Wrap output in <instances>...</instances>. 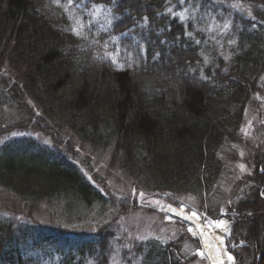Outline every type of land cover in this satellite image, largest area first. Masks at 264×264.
I'll use <instances>...</instances> for the list:
<instances>
[{
  "label": "trees",
  "instance_id": "obj_1",
  "mask_svg": "<svg viewBox=\"0 0 264 264\" xmlns=\"http://www.w3.org/2000/svg\"><path fill=\"white\" fill-rule=\"evenodd\" d=\"M198 3L77 0L66 13L52 0H0V135L30 126L53 143L29 133L0 145V264H111L106 230L133 204L89 177V153L136 191L225 219L237 264H264V141L231 199L218 198L231 171L223 154L243 143L264 90V0ZM92 4L107 7L93 15ZM73 17L92 23L87 39L68 30ZM225 18L218 35L212 24ZM116 51L121 66L98 59ZM184 239L136 244L138 264H188L198 257L184 261Z\"/></svg>",
  "mask_w": 264,
  "mask_h": 264
},
{
  "label": "rangeland",
  "instance_id": "obj_2",
  "mask_svg": "<svg viewBox=\"0 0 264 264\" xmlns=\"http://www.w3.org/2000/svg\"><path fill=\"white\" fill-rule=\"evenodd\" d=\"M199 1L200 0H185L184 3L189 5L194 3L193 9H196L199 6ZM64 2H66V0H62V3ZM52 5L58 6L53 0ZM233 8L237 9L236 11L238 13H243L244 11L241 6ZM70 12L69 9L68 13ZM233 12L235 11L233 10ZM224 22L225 23L218 21L212 24V30L217 31L218 35L224 34L228 28H225V25H228V19L225 18ZM12 70L14 69L5 65L3 67L2 76L6 80L10 77L13 78L14 72ZM36 111L40 114L38 109H36ZM5 112L10 115L9 118L20 116L19 110H17L16 107L14 109L6 107ZM29 133L32 134L37 141L53 146L51 137L34 130L30 126H27V130L17 128L0 135V145L7 140ZM240 135L243 139V143L239 147H234L231 150L226 149V152L223 154L225 158L227 157L231 170L220 183L218 198L221 199L223 204H225L226 200L229 198V194L232 192L231 188L239 189L238 183L240 178L250 172L257 149L264 141V90L256 95L255 99L248 106L245 122L241 128ZM87 152L89 153V151ZM89 155L90 158H86L81 164L85 169V166L92 163L88 166L89 173H87L89 177L91 178L96 173L100 185L107 186L118 199H123L126 203L133 204V206H129L126 213L118 215L117 219L113 221L112 225L106 230L109 240L107 245L109 249L108 257L111 264H138L134 249L136 244L150 239H158L160 242L167 243L176 240L181 237V235H185V239L182 243V252L186 257L184 261L196 255L198 258L193 261L190 260L191 262L189 261L188 264H209L206 257H201L196 254L197 251H200L202 248V240L198 233L195 232L196 234L193 235V230L189 232L188 228H190V226L188 223L174 216L171 211H160V206L155 204L154 201H159L160 205H171L172 208L183 209L189 215H191L192 212H196L199 217L198 220L203 224H207L206 221L209 219L207 214L199 212L195 208H192L193 206L181 202L178 198L173 197V195L169 193H146L145 191L137 190V195H133V189H135V187L132 182L128 180L121 171L114 169L110 165L107 156L99 157L91 153H89ZM241 166H243V168H241ZM241 187L243 188V186ZM141 191L147 194L144 198H140L138 195ZM241 194L242 191L240 190L234 198L239 199ZM177 200L181 203L177 202ZM2 201L3 194L0 191V202ZM181 205H183V207H181ZM167 217H171V219ZM38 218L45 223L52 220L48 212L39 213ZM226 227H228V224ZM187 233L189 236H187ZM196 240L199 241L198 246H196ZM225 245L228 246V250L233 254L228 236L225 237ZM233 256L235 257V264H237L235 254H233Z\"/></svg>",
  "mask_w": 264,
  "mask_h": 264
},
{
  "label": "snow or ice",
  "instance_id": "obj_3",
  "mask_svg": "<svg viewBox=\"0 0 264 264\" xmlns=\"http://www.w3.org/2000/svg\"><path fill=\"white\" fill-rule=\"evenodd\" d=\"M53 2L60 6L63 7L65 12L67 13L69 11L70 8L73 7L74 4L77 3V0H66V2L62 3V0H53ZM179 2L181 4H183L185 2V0H179ZM234 7H240L239 4L233 5ZM107 7V5L105 4H92V9L93 11V15H95V12L103 10ZM110 11V9H109ZM169 12H171V9H169ZM179 15V14H178ZM249 15H251V13H249ZM76 20V23L73 26H70V28L68 29L73 35L79 37V38H83V39H87V33L85 31L86 28H90L92 26L91 22H86L84 21L82 18H76L73 17ZM180 20H185L187 19V17H185L184 15H179ZM147 17H144V20L147 21ZM228 25H225V28H227ZM189 36L192 35L191 32L188 33ZM110 39H112L110 37ZM94 43H99V40H94ZM231 42V41H230ZM197 43H199V41H197ZM104 48H107L108 45L107 43H105L103 45ZM119 52H105L104 55L102 57H98V59H108L111 64L113 65H117V66H121L119 65ZM207 62V61H205ZM201 78L204 80H207L208 77L204 76L203 74H201ZM264 79V78H262ZM241 168H243V166H241ZM133 195H137V192L135 189H133ZM140 198H144L147 194L144 192H139L138 193ZM262 195H264V193H262ZM155 204L159 205V210L160 211H171L172 213L176 214V215H182V213H178L176 212V209L172 208L171 205L168 206H164V205H160L159 201H154ZM181 207H183V205H181ZM249 215H251L249 213ZM191 217H197V213L196 212H192L191 216H183L184 219H190ZM168 219H171V217H167ZM206 223L208 224V226H212L215 225L216 228L218 229H222L225 235H218L216 237V239L219 241V247H217L215 244H213L210 240H208L207 238H205L204 240V246L205 248L209 249V254L206 257L207 259L212 260V264H225V260L224 258H222L221 253H223V257L227 258V261L229 262V264H235V257L232 255V253L228 250V246L225 245V237L226 236H230L231 235V230L226 227L225 221L220 219V220H216V221H212V220H207ZM189 232H192V228H188ZM196 233L193 232V235H195ZM200 234L202 236L207 237V234L201 229L200 230ZM232 247H237V245H232ZM215 248L216 249V256L213 257L211 255V249ZM197 255L201 256V257H205V253L203 251H197L196 253Z\"/></svg>",
  "mask_w": 264,
  "mask_h": 264
},
{
  "label": "bare ground",
  "instance_id": "obj_4",
  "mask_svg": "<svg viewBox=\"0 0 264 264\" xmlns=\"http://www.w3.org/2000/svg\"><path fill=\"white\" fill-rule=\"evenodd\" d=\"M174 209H176V208H174ZM176 212L182 213V215H176V214H174L172 212L171 213L174 216L179 217V218L183 219L184 221H186L188 223V225L190 226V228H192V230L194 232H197L198 235L201 237V240H202V248H201L200 251H203L205 253V257H207L208 254H209V249L205 248V246H204V240H205V238H207L213 244H215L217 247H219V241L216 239V237L218 235H224V232H223L222 229L216 228L215 225L208 226V224H203L201 221L198 220L197 217H191L190 219H184L183 216H191V215H189L188 213H186L183 209H176ZM222 220L225 221V224L227 226L226 220L225 219H222ZM201 229L207 234V237L202 236L200 234V230ZM211 255L213 257L216 256V249L215 248L211 249ZM221 255H222V258H224V260H225V264H229V262L227 261V258L226 257H223V253H221ZM207 260H208V263L209 264H212V260H210V259H207Z\"/></svg>",
  "mask_w": 264,
  "mask_h": 264
}]
</instances>
